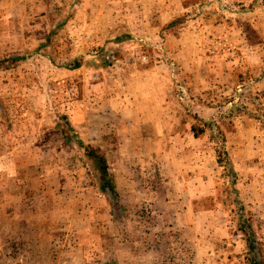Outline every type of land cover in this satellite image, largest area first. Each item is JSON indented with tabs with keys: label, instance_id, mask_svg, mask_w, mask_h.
<instances>
[{
	"label": "rangeland",
	"instance_id": "374dc122",
	"mask_svg": "<svg viewBox=\"0 0 264 264\" xmlns=\"http://www.w3.org/2000/svg\"><path fill=\"white\" fill-rule=\"evenodd\" d=\"M11 56L0 264H246L241 214L264 264V0H0ZM61 113L106 154L117 197L63 142Z\"/></svg>",
	"mask_w": 264,
	"mask_h": 264
},
{
	"label": "trees",
	"instance_id": "16d2710c",
	"mask_svg": "<svg viewBox=\"0 0 264 264\" xmlns=\"http://www.w3.org/2000/svg\"><path fill=\"white\" fill-rule=\"evenodd\" d=\"M23 57L19 56H11L7 57L5 60L0 61V68H3L4 62H9V66H13ZM75 67H80L82 62L79 58L75 59ZM7 68V67H6ZM3 108V114H6V109L1 105ZM60 118L63 119L62 121H58L56 126L57 132L59 133L60 137L62 138L63 142L66 145L75 147V149L81 152V159L86 167V173L91 178L92 182L94 183L96 189L103 194L112 193L115 197L118 196L117 192V185L113 179L112 173L110 171V165L106 154L103 152L100 146H95L90 143H85L83 139L79 136L76 132L73 125L70 123L66 114L61 113ZM206 130H213L212 123H205L202 127L194 126L192 127V131L196 137L203 134ZM214 132V130H213ZM218 133L221 136V154L224 157L219 155L217 162L218 165L222 166L225 171L227 172L228 176H231L230 183L232 185V191L237 192V181H238V172L235 169L234 163L229 156L228 150L225 147V136L221 129H218ZM217 135V137H220ZM231 186L225 187V190H230ZM225 202V201H223ZM236 202L240 204L241 199L237 196ZM241 209L244 211V207L241 206ZM239 224H241L240 231L243 234L247 253H246V264H260L255 256H254V246H253V226L250 220H246L242 217V214L238 220ZM243 223V224H242ZM105 264H113L111 262H107Z\"/></svg>",
	"mask_w": 264,
	"mask_h": 264
},
{
	"label": "crops",
	"instance_id": "0c3cea01",
	"mask_svg": "<svg viewBox=\"0 0 264 264\" xmlns=\"http://www.w3.org/2000/svg\"><path fill=\"white\" fill-rule=\"evenodd\" d=\"M167 0H165V2H166ZM211 1H219V0H211Z\"/></svg>",
	"mask_w": 264,
	"mask_h": 264
}]
</instances>
